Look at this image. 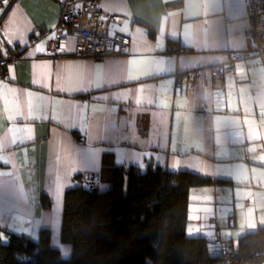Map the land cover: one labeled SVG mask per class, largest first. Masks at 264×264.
Listing matches in <instances>:
<instances>
[{"label": "crops", "instance_id": "1", "mask_svg": "<svg viewBox=\"0 0 264 264\" xmlns=\"http://www.w3.org/2000/svg\"><path fill=\"white\" fill-rule=\"evenodd\" d=\"M64 1L15 0L1 19L0 49L25 51L0 77V229L32 240L48 229L52 247L68 257L58 237L65 191L75 175L98 176L105 153L126 169L152 164L213 179L190 189L188 217L191 196L205 197L216 212L209 221L202 212L187 220L190 237L213 244L218 233L236 244L262 226L238 220L259 201L257 191L236 204L243 185L264 192V55L248 22L226 21L221 0H98L120 16L128 51L80 57L72 44L67 56H55L46 43ZM41 30L47 35L32 43ZM230 54L246 56L231 61ZM227 64L237 73L214 79L212 68ZM190 73L197 76L192 90ZM225 203L233 207L222 214ZM210 249L217 254L219 246Z\"/></svg>", "mask_w": 264, "mask_h": 264}, {"label": "trees", "instance_id": "2", "mask_svg": "<svg viewBox=\"0 0 264 264\" xmlns=\"http://www.w3.org/2000/svg\"><path fill=\"white\" fill-rule=\"evenodd\" d=\"M2 23L0 41L4 39ZM42 33L47 35L48 30L33 34L31 42L43 38L45 35L39 37ZM5 47L4 52L0 49L1 77L25 51ZM167 50L174 48L168 46ZM67 55L61 51L55 56ZM212 183L211 178L159 165L126 169L116 164L113 153H105L98 176L75 175L65 191L59 238L69 246L70 255L64 257L60 249L52 247L48 229L41 230L37 240L0 229V264H225L228 260L264 264V226L245 233L236 244L222 240L228 257L220 250L214 254L206 237L186 234L190 189ZM42 204L51 206L45 195Z\"/></svg>", "mask_w": 264, "mask_h": 264}, {"label": "built area", "instance_id": "3", "mask_svg": "<svg viewBox=\"0 0 264 264\" xmlns=\"http://www.w3.org/2000/svg\"><path fill=\"white\" fill-rule=\"evenodd\" d=\"M221 2L222 16L226 21L248 22V36L256 39L254 40L258 45L257 53L263 56L264 0H221ZM120 24V16L101 11L98 0H65L54 27V37L47 41V53L56 55L61 51L67 52L71 40L74 44L75 56H121L128 51L130 37L119 32ZM44 35L45 33H42L39 37ZM245 56L246 54H230L231 61H237ZM1 63L5 64V60ZM236 73L237 70L231 64L216 66L211 70L212 77L216 80H220L224 75ZM187 76V89L192 90L197 83V76L195 73ZM258 153L264 156V147L260 148ZM213 240L219 244L220 252L228 257L225 243L218 233Z\"/></svg>", "mask_w": 264, "mask_h": 264}, {"label": "rangeland", "instance_id": "4", "mask_svg": "<svg viewBox=\"0 0 264 264\" xmlns=\"http://www.w3.org/2000/svg\"><path fill=\"white\" fill-rule=\"evenodd\" d=\"M0 1L2 2V6L0 7V14H1V13H3L5 7L9 4V0H0ZM1 19H2V17H1ZM1 19H0V21H1ZM72 44H73V42L70 41L69 46H71ZM200 187H204V186H200ZM258 187H259V185L256 186V188H255L252 186V184H248V185H243L240 187V189H238L237 195H238L239 199L236 200L237 206L245 205L246 197H250L255 191L258 192L257 196H261L260 198H258L259 201L256 200L255 202H250V207L247 211L241 210L239 212V214H238L239 215V217H238L239 222H242V223L246 222L247 223V221H252L253 219H255V220L258 219L259 221H262L264 223V196H263L264 192H262L261 189ZM206 200L207 199L205 197H202V196H195L194 198H193V196H191V201H193V202H191V204H190V211L194 212V214L192 217H188L189 222H191L193 219L198 218V215H199L198 212L203 213L202 216L204 217L205 221H209L211 218L216 216V212H215V210H213L214 208L211 207L210 205H207L208 203ZM194 201H196V202L194 203ZM229 207H233V203H225L224 205H222V214H224L226 212V210H228L227 208H229ZM258 207L261 208L262 210L260 209V211H258ZM250 211H251V215H249ZM193 217H195V218H193ZM249 223H251V222H249ZM228 224H230L231 226L234 224V221L232 218H230V220H228ZM262 226H264V224ZM214 236H213V238H214ZM211 240H213V239L211 238ZM212 243L219 246V244L217 242H215L214 240L212 241ZM213 244H210V245H213ZM218 253H219V251H218Z\"/></svg>", "mask_w": 264, "mask_h": 264}, {"label": "water", "instance_id": "5", "mask_svg": "<svg viewBox=\"0 0 264 264\" xmlns=\"http://www.w3.org/2000/svg\"><path fill=\"white\" fill-rule=\"evenodd\" d=\"M225 264H239L237 260H228Z\"/></svg>", "mask_w": 264, "mask_h": 264}, {"label": "snow or ice", "instance_id": "6", "mask_svg": "<svg viewBox=\"0 0 264 264\" xmlns=\"http://www.w3.org/2000/svg\"><path fill=\"white\" fill-rule=\"evenodd\" d=\"M37 50H39V48ZM249 215H251V211L249 212ZM193 218H195V217H193ZM253 226H254L253 224L249 223V227H253Z\"/></svg>", "mask_w": 264, "mask_h": 264}, {"label": "bare ground", "instance_id": "7", "mask_svg": "<svg viewBox=\"0 0 264 264\" xmlns=\"http://www.w3.org/2000/svg\"><path fill=\"white\" fill-rule=\"evenodd\" d=\"M130 44V43H129ZM128 48H129V46H128ZM49 54H52V53H49ZM125 54V53H124ZM124 54H122L121 56H123ZM53 55V54H52Z\"/></svg>", "mask_w": 264, "mask_h": 264}]
</instances>
